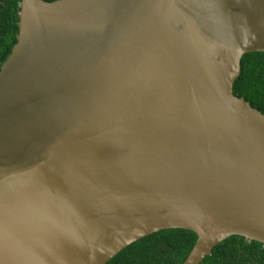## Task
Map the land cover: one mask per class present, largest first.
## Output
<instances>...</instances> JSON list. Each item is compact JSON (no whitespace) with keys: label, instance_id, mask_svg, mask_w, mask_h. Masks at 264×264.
Segmentation results:
<instances>
[{"label":"water","instance_id":"water-1","mask_svg":"<svg viewBox=\"0 0 264 264\" xmlns=\"http://www.w3.org/2000/svg\"><path fill=\"white\" fill-rule=\"evenodd\" d=\"M264 0H21L0 68V264H106L183 229L264 246V115L233 95Z\"/></svg>","mask_w":264,"mask_h":264},{"label":"trees","instance_id":"trees-1","mask_svg":"<svg viewBox=\"0 0 264 264\" xmlns=\"http://www.w3.org/2000/svg\"><path fill=\"white\" fill-rule=\"evenodd\" d=\"M20 2L0 0V68L16 44ZM233 95L243 98L251 108L264 115V53L242 56ZM196 240V234L188 230H162L127 246L106 264H182ZM200 264H264V246L230 236L217 244Z\"/></svg>","mask_w":264,"mask_h":264}]
</instances>
